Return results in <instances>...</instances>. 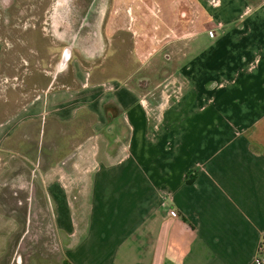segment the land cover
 <instances>
[{
  "label": "crops",
  "instance_id": "1",
  "mask_svg": "<svg viewBox=\"0 0 264 264\" xmlns=\"http://www.w3.org/2000/svg\"><path fill=\"white\" fill-rule=\"evenodd\" d=\"M153 3L112 0L126 12L107 16L113 40L125 21L127 56L132 51L138 68L123 56L88 67L69 53L58 73L70 69L71 85L50 88L0 122V264H19L4 254L12 243L19 251L33 221L44 244L53 235L59 264H258L264 0H171L165 18ZM164 20L170 32L158 36ZM113 42L114 55L127 44ZM170 44L183 57L160 78L165 63L149 67L150 58ZM2 60L0 41V68ZM86 120L90 135L75 140L71 154L66 127L80 132L77 122ZM40 121L64 133L43 139L42 168L10 149L24 124ZM24 204L26 223L13 216Z\"/></svg>",
  "mask_w": 264,
  "mask_h": 264
},
{
  "label": "rangeland",
  "instance_id": "2",
  "mask_svg": "<svg viewBox=\"0 0 264 264\" xmlns=\"http://www.w3.org/2000/svg\"><path fill=\"white\" fill-rule=\"evenodd\" d=\"M142 1L147 4L148 9L154 5V1L158 2L161 11L159 16L162 18L168 16L167 10L171 0ZM52 3L53 0H0V41L3 46V60L0 68V122L19 112L35 96L46 92L50 88L71 85L70 69L62 76L58 73V65L65 58H63L65 54L64 50L68 47L70 37L68 36L69 33L66 40L56 35L57 32L55 33L53 25L54 21L53 19L49 20L47 15L48 11L52 8ZM118 7L115 4L111 7V3H109L106 13L110 12V10L114 11L116 8L119 12H126L124 6L119 5ZM107 16L108 14L102 21L99 30V37L102 42L95 46L96 55L100 56V58L95 55L96 58L92 60L94 55L90 57L86 54L85 56L77 48L72 51L70 50L71 57L78 58L88 67L103 61L105 64H108V62H114L122 56L128 59L131 57L132 51L129 52L130 57H128L129 55L127 56L126 50L128 48L132 50L133 40L127 35L125 21L119 22V32L115 34L114 40L116 43L124 41L123 44H127L123 50H120L115 55L112 54L111 50L117 47L114 45V40L106 36L112 32V27L108 26ZM154 19L157 20V18ZM164 22L163 24H159L162 30L158 36H161L164 32H170L169 28L172 26L171 20H164ZM62 23L66 25L65 22ZM169 38L175 39L172 35ZM119 48L122 49L121 46ZM182 54V51L179 52L176 46L174 47L170 44L158 52L154 58H150L149 67L165 63V68L161 69L158 76L160 78L167 76L173 69L172 67L183 57ZM132 57L130 65H133V68H138L137 64L133 61L136 58ZM137 57L139 58V56ZM77 123L84 124L83 130L76 133L74 131V123L67 126L65 132L69 146L68 152L71 154H73L74 150L72 148L75 142L84 141L90 135L88 128L85 127V125H89V120ZM60 134H64L62 128L53 121L27 123L10 140V149L19 153L25 160L27 159L35 166L42 168L43 151L41 144L43 139L56 140ZM51 158L56 159V156L52 153ZM15 169L16 172H19L20 178H24L20 179V181L25 184V162H19ZM18 198L23 200L25 196L20 195ZM3 200L6 203V207L3 209L5 211L4 216L10 218L12 215L10 197L6 196ZM13 210V216L18 214L19 218L26 223L27 213L25 204ZM4 221L6 220L4 219ZM32 225L34 226V230H31L32 234L30 237L23 238L25 244L20 245L19 251L17 253L16 250L14 251L16 244L12 243L8 246L7 254H4V257L11 256L13 253V257L19 261V264H59L58 246L57 242L54 241L53 235L51 234L48 237V241L45 238L47 243L44 244L42 239L37 235L40 231L38 230L39 227L37 228L36 226L40 225V221H33ZM9 261L10 258L8 259Z\"/></svg>",
  "mask_w": 264,
  "mask_h": 264
},
{
  "label": "flooded vegetation",
  "instance_id": "3",
  "mask_svg": "<svg viewBox=\"0 0 264 264\" xmlns=\"http://www.w3.org/2000/svg\"><path fill=\"white\" fill-rule=\"evenodd\" d=\"M112 0H53V5L47 15L54 21V31L62 39L68 40V47L64 56L70 50L77 48L84 55H96L95 46L102 42L98 33L102 21L105 19L109 3ZM65 22L66 25H63ZM54 33V34H55ZM96 55V57H95ZM63 56V58H64ZM100 57V56H99ZM98 57V58H99Z\"/></svg>",
  "mask_w": 264,
  "mask_h": 264
},
{
  "label": "built area",
  "instance_id": "4",
  "mask_svg": "<svg viewBox=\"0 0 264 264\" xmlns=\"http://www.w3.org/2000/svg\"><path fill=\"white\" fill-rule=\"evenodd\" d=\"M209 35L211 37H213L214 36V32L210 31ZM170 216L171 217H176V213L174 211H170ZM257 262H258V264H264V247H262V246L259 248V255H258Z\"/></svg>",
  "mask_w": 264,
  "mask_h": 264
},
{
  "label": "bare ground",
  "instance_id": "5",
  "mask_svg": "<svg viewBox=\"0 0 264 264\" xmlns=\"http://www.w3.org/2000/svg\"><path fill=\"white\" fill-rule=\"evenodd\" d=\"M66 56H67V54H66ZM65 57V56H64Z\"/></svg>",
  "mask_w": 264,
  "mask_h": 264
},
{
  "label": "water",
  "instance_id": "6",
  "mask_svg": "<svg viewBox=\"0 0 264 264\" xmlns=\"http://www.w3.org/2000/svg\"><path fill=\"white\" fill-rule=\"evenodd\" d=\"M65 59V58H64Z\"/></svg>",
  "mask_w": 264,
  "mask_h": 264
}]
</instances>
